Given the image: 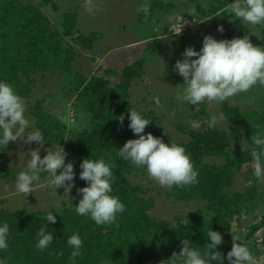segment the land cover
Masks as SVG:
<instances>
[{
	"label": "trees",
	"instance_id": "16d2710c",
	"mask_svg": "<svg viewBox=\"0 0 264 264\" xmlns=\"http://www.w3.org/2000/svg\"><path fill=\"white\" fill-rule=\"evenodd\" d=\"M194 1L197 0H189ZM207 1L209 6L203 13L207 17L219 13L228 15L226 9L234 2ZM150 3V13L147 16L140 13L141 21L175 7L165 0H150ZM41 4L57 8L54 0H43ZM77 22L75 10L67 11L63 16V31H60L40 5L21 0H0V79L10 83L23 99L29 97L37 78H46V74L58 75L70 86L68 94L74 98V107L87 119L85 127L75 132L66 143L67 161L74 164L76 173L75 187L71 190L74 193L72 204H78L81 199L77 189L87 186L86 181L79 178L83 159L104 158L114 165L112 171L116 180L112 194L118 196L126 208L117 214L112 224L97 226L90 218L78 215L75 208L65 205L44 211L0 207V222H7L10 227L9 248L0 255L8 258V264H72V249L67 245V239L73 232H78L84 246L76 264H164L173 253L181 251L184 238L190 239L194 247L206 248V242H210L206 233L213 228L223 236L224 242L217 246V251L224 256V264H229L227 253L233 244L232 235L237 236L233 225L243 216L244 205L256 201V183L244 191L235 189L240 172L246 165H252L251 152L247 147L236 146L229 133L220 130L216 123L210 127L213 116L205 103L198 104L199 109L194 110L191 118L200 123L199 127L186 129L178 126L188 137L185 141L175 142L190 155L199 173L198 182L186 187L172 186L167 196L183 202L200 201L203 206L175 216L170 222L153 216L151 212L156 198L150 195L149 188L134 182V178L144 175L145 170L117 156L118 148L129 139L138 138L128 127L130 110L135 109L150 120L145 133L150 131L159 136L157 131H152L158 122L153 112L141 111L130 101V87L141 75L139 71L144 62L125 67L121 74H117L119 80L114 86L108 78L115 73L112 69L87 77L77 69V60L81 56L72 41L83 49H91L94 35L76 33ZM232 24L242 26L237 18ZM247 29L244 27L242 33ZM262 42L264 44V38ZM222 111L231 132L243 140H250L256 134L257 125L262 130L264 115L261 113L239 111L227 102H222ZM26 112L35 117L36 126L43 131L47 143H62L65 124L47 116L41 102ZM121 115L125 117L123 123L118 119ZM2 149L0 146V152ZM7 177L16 178V174L0 169V178ZM49 211L57 214L55 223L48 224L54 242L40 251L35 247L36 234ZM257 229L254 227L248 237ZM238 242L248 246L246 240L239 238Z\"/></svg>",
	"mask_w": 264,
	"mask_h": 264
},
{
	"label": "rangeland",
	"instance_id": "374dc122",
	"mask_svg": "<svg viewBox=\"0 0 264 264\" xmlns=\"http://www.w3.org/2000/svg\"><path fill=\"white\" fill-rule=\"evenodd\" d=\"M21 1L40 5L43 13L60 31H63L64 14L75 10L78 21L76 33L84 36L94 35V44L91 49H83L72 41L78 56H81L77 60V69L87 77L98 72L103 74L104 70L112 69L115 73L108 78L114 86L119 80L117 74H121L125 67L144 62L142 70L139 71L141 75L130 87V101L141 111L153 112L158 122L152 131H157L158 137L168 144L187 139V134L178 126L190 129L198 128L200 125L197 120L191 118L194 110L199 107L176 100V95L182 88L180 85L184 81L175 70V64L184 58L185 49L194 47L199 51L206 35H212L217 40L242 38L247 35L255 46H264L262 42L264 24L253 26L240 20L242 26L236 27L232 24L235 17L231 19L224 13L207 17L203 14L209 6L207 0L194 2L165 0L167 3L174 4V9L169 12L159 11L152 19L143 21L136 11L141 0H92V11L88 10L86 0H54L57 8L51 4L42 5L43 0ZM218 26H223L224 31H218ZM244 27L248 29L242 33ZM71 39L68 38V40ZM69 89L70 86L61 81L58 75L46 74V78H37L29 97L24 99L27 110L41 102L42 110L47 116L65 124L66 134L61 145L66 153L67 141L87 124L85 115L78 113L74 107V98L69 97ZM225 102L239 111L264 115V85L253 86L249 91L238 93ZM204 103L209 113L216 117L218 128L228 132L236 146L245 149L244 140L230 130L222 111V103ZM25 115L31 125L37 127L35 117L27 112ZM27 131L30 129H26ZM147 133L151 132L147 131L145 134ZM59 144H49L46 141L41 144L36 142L27 144L20 139L10 141L0 152V169L13 172L17 176L18 172L26 166L32 150L39 148L43 158L48 150ZM134 182L150 189V195L156 198V205L151 214L159 219L170 222L175 216L203 206L200 201L183 202L169 198L167 193L171 187H162L154 182L146 170L144 175L136 176ZM257 182L252 165H246L235 181V189L244 191L256 183V201L244 205V214L236 219L233 231L241 240L247 241L255 257V264H264V223H261L264 222V181ZM73 198L72 191L66 194L63 187L56 190L49 184L48 174L44 172L39 173V179L33 185V192L27 196L16 192L15 177L0 178V207L2 208L44 211L65 205L74 209L76 206L72 204ZM254 227L258 228V231L248 237Z\"/></svg>",
	"mask_w": 264,
	"mask_h": 264
},
{
	"label": "clouds",
	"instance_id": "9594fccd",
	"mask_svg": "<svg viewBox=\"0 0 264 264\" xmlns=\"http://www.w3.org/2000/svg\"><path fill=\"white\" fill-rule=\"evenodd\" d=\"M91 3L92 0H86L89 11H92ZM150 9V0H141L136 11L147 16ZM226 13L231 19L235 17L253 26L264 24V0H234L229 3ZM218 31L223 32V26H218ZM183 57L175 64V70L184 81L176 95L178 102L193 106L204 102L222 103L238 93L249 91L253 86L264 85V46H255L247 35L224 40L206 35L199 51L187 47ZM26 110L27 104L15 88L0 79V146H7L10 141L18 139L27 144L45 141L43 131L33 127L26 117ZM129 112L128 127L138 138L129 139L118 148L117 156L136 168L145 169L149 177L162 187L196 184L199 173L186 149L175 142L165 143L152 133L145 134L150 120L135 109ZM118 119L123 123L125 117L121 115ZM215 123L216 117H212L209 126ZM26 129L30 131L26 132ZM244 146L251 152L254 177L264 181V130L259 125L256 134L243 141ZM113 166L104 158H85L80 164L79 178L86 181L87 186L77 189L81 199L75 204V211L90 218L97 226L112 224L117 214L123 213L126 208L119 197L112 194V185L116 180ZM41 172L48 174V183L56 190L63 187L69 194L75 186L74 164L67 161V153L61 144L48 150L43 158L39 148L30 152L26 166L15 178L16 192L26 196L32 193L34 182ZM44 219L45 223L36 234L35 247L40 251L54 242L48 224L55 223L57 214L49 211ZM9 236V224L0 222V253L9 248ZM232 236L233 244L227 253L229 264H255L250 248L238 242L237 236ZM206 237L210 242H206L203 250L184 238L181 251L173 253L164 264H224V256L217 251V246L224 242L222 234L211 228ZM67 245L72 249L71 262L76 264L77 258L82 255L84 240L78 232H73L67 239ZM0 264H8V258L0 255Z\"/></svg>",
	"mask_w": 264,
	"mask_h": 264
}]
</instances>
